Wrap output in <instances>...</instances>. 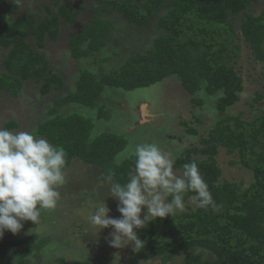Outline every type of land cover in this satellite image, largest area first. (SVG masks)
<instances>
[{
    "label": "trees",
    "instance_id": "16d2710c",
    "mask_svg": "<svg viewBox=\"0 0 264 264\" xmlns=\"http://www.w3.org/2000/svg\"><path fill=\"white\" fill-rule=\"evenodd\" d=\"M94 1L92 21L68 39L75 58L105 46L112 24L104 15L114 11L137 24L154 21L160 34L153 48L134 53L120 70L100 79L90 71L82 72L77 89L55 99L50 118L39 124L38 132L65 149V169L73 159L80 158L107 173L113 170L114 181L123 184L133 170L134 159L115 167L113 160L126 148L127 140L113 133L92 136L91 119L78 114L62 115V106L79 103L93 107L107 86L134 90L173 74L180 77L192 95L202 89L217 95L219 120L207 136L200 138L201 147L192 144L180 151L174 168L183 171L185 163L195 161L218 208L213 210L209 206L206 210L198 202L191 208L188 202L195 193L186 192L183 202L189 206L187 210H176L166 218H152L137 232L145 243L135 255L140 260L160 257L164 263L185 255L184 264H264V111L253 119L226 113L228 107L240 100L244 89L243 76L235 67L244 43L239 40L244 39L254 57L264 62V8L254 14L250 6L255 0ZM164 8L167 12L160 15ZM75 16L67 3L41 18L29 12L12 19L0 11V45L8 49L6 70L0 72V89L15 96L23 89L25 80L34 79L42 82L40 92L44 95L61 90L64 80L50 68L45 53L35 50L31 38L34 36L43 48L47 37L58 39L61 17L73 21ZM237 16L241 17L239 31L234 25ZM85 43L87 49L83 47ZM262 97L259 92L255 99ZM193 99L202 103L197 97ZM16 127V120L5 125L6 129ZM221 147L237 152L235 162L252 171L251 183L244 186L224 179L217 159ZM4 244L13 246L11 253L17 255V262L8 259L1 264H23V259L29 260L41 248L15 239L0 244L1 251ZM60 260L67 264L63 258Z\"/></svg>",
    "mask_w": 264,
    "mask_h": 264
},
{
    "label": "rangeland",
    "instance_id": "374dc122",
    "mask_svg": "<svg viewBox=\"0 0 264 264\" xmlns=\"http://www.w3.org/2000/svg\"><path fill=\"white\" fill-rule=\"evenodd\" d=\"M63 3L70 6V11L76 12L75 19L69 21L61 17L58 39L47 37L43 48L39 47L34 36L31 42L35 50L45 53L50 68L62 77L66 86L44 95L40 92L42 82L28 79L24 81L19 96L13 97L0 89V129H4L5 124L12 120L18 121L16 115L21 123L24 120V131L38 135L39 124L51 116L48 113L49 103H54L56 98L69 89L76 90L82 72L90 71L100 79L104 74L120 70L134 53L153 48L154 41L160 34L154 21L137 24L114 11L104 15L112 24L105 46L93 54L75 58L68 39L85 29L94 18V0H0V11L12 19L29 12L41 18L57 12ZM263 8L264 0H255L250 6L254 14H259ZM167 10L164 8L160 15ZM235 19L234 25L239 31L241 17L237 16ZM239 41L244 43L235 67L243 76L244 89L240 100L228 107L226 113L241 114L247 119H253L264 111V62L254 57L244 39ZM83 47L87 49L88 43ZM7 52L8 49L0 45V72L6 70L4 60ZM259 92L263 97L256 101L255 97ZM194 97L202 103L195 102ZM216 97L217 95H211L205 89L199 90L195 95L190 94L180 77L173 74L151 86L134 90L107 86L96 106L72 103L62 106L60 112L66 116L78 114L91 119L92 136L117 134L127 140L126 148L155 142L162 151L171 154L175 162L183 148L192 144L201 147L200 138L207 136L219 120L221 115L216 107ZM147 113L150 115L149 119L146 118ZM189 128L195 131H189ZM16 131L19 129L14 132ZM125 149L118 154L124 153ZM217 159L224 179L243 183L244 186L253 181L252 171L235 162L237 152H228L227 148L221 147ZM126 160L128 159H124L123 163ZM113 161L115 167V159ZM174 172L178 176L183 173L181 169L175 168ZM106 173L100 166L80 158L73 159L71 165L64 170L65 183L57 189L60 196L56 208L42 211L38 224L24 222L19 234L5 231L0 244L22 239L34 247L40 245L39 250L34 248L35 256L32 254L29 260L26 257L23 264H61L63 261L60 259L64 257L67 264H74L71 261L84 264H184L185 255L176 256L165 263L160 257L140 260L131 246H110L108 241L111 239V228L101 231L91 225L89 218L100 205L109 207L112 218H119L121 215L117 211L118 201L110 197ZM188 205L195 208L197 201L190 198ZM188 205L184 204L183 210L179 211L187 210ZM146 212L145 208L142 218ZM12 248L13 246L4 244L3 251L0 250V264L8 259L13 263L17 262V255L11 253Z\"/></svg>",
    "mask_w": 264,
    "mask_h": 264
},
{
    "label": "clouds",
    "instance_id": "9594fccd",
    "mask_svg": "<svg viewBox=\"0 0 264 264\" xmlns=\"http://www.w3.org/2000/svg\"><path fill=\"white\" fill-rule=\"evenodd\" d=\"M66 156L62 146L42 136L0 129V239L5 231L19 234L24 222L38 224L42 211L56 208L60 196L57 189L65 183ZM124 159H134L127 182L114 181L115 172L111 169L105 178L110 184V197L118 201L120 217H110L109 207L100 205L89 218L91 225L101 231L112 229L108 241L111 247L131 246L134 252H140L145 242L136 230L152 221L150 217L166 218L183 210L186 192L195 193L191 199L200 208H218L195 161L185 163L178 176L174 158L155 142L129 146L117 155L116 165ZM168 196L170 200L166 199Z\"/></svg>",
    "mask_w": 264,
    "mask_h": 264
},
{
    "label": "crops",
    "instance_id": "0c3cea01",
    "mask_svg": "<svg viewBox=\"0 0 264 264\" xmlns=\"http://www.w3.org/2000/svg\"><path fill=\"white\" fill-rule=\"evenodd\" d=\"M68 43H69V41H68ZM70 49H71V47H70ZM65 83V82H64ZM65 86H66V83H65ZM23 90V89H22ZM22 90H21V92H22ZM66 90V89H65ZM70 91H73V90H71V89H69V90H67V92L66 93H64L63 92V95H66L68 92H70ZM10 93V92H9ZM11 94V93H10ZM16 96H19V94L18 95H15V97ZM13 97H14V95H13ZM60 97V96H59ZM57 99V98H56ZM145 104H147V103H145ZM55 105V100H54V103L53 102H51V103H49V106H48V113H49V115H50V112H51V109L53 108V106ZM147 106H148V104H147ZM147 108V107H146ZM148 110V109H147ZM147 115L149 116H146V118H150V115L147 113ZM15 117L16 118H18V127H16V128H10V129H7V130H9V131H15V130H17V129H19V131H24V125H25V123H24V120H22V123H21V121H20V119H19V117L18 116H16L15 115ZM148 121V120H147ZM7 124V123H6ZM5 124V125H6ZM4 129H6L5 128V126H4ZM37 136H42V137H44V138H46L47 140H48V138L44 135V134H41L40 132H38V135ZM49 141V140H48ZM50 142V141H49ZM51 143V142H50ZM34 255V254H33ZM35 256V255H34ZM33 257V256H32ZM58 259H60V258H58ZM64 259H66L65 257H64ZM68 262V261H67ZM70 263H74V261H71ZM31 264H33V263H31Z\"/></svg>",
    "mask_w": 264,
    "mask_h": 264
}]
</instances>
